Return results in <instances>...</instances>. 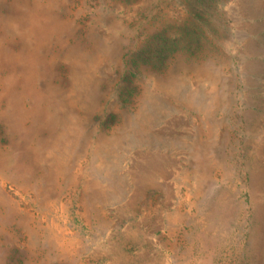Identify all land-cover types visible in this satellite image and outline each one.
I'll list each match as a JSON object with an SVG mask.
<instances>
[{
  "label": "rangeland",
  "instance_id": "1",
  "mask_svg": "<svg viewBox=\"0 0 264 264\" xmlns=\"http://www.w3.org/2000/svg\"><path fill=\"white\" fill-rule=\"evenodd\" d=\"M0 264H264V0H0Z\"/></svg>",
  "mask_w": 264,
  "mask_h": 264
}]
</instances>
